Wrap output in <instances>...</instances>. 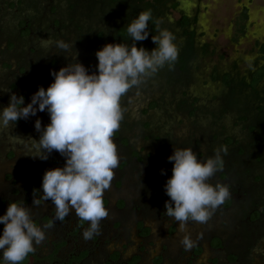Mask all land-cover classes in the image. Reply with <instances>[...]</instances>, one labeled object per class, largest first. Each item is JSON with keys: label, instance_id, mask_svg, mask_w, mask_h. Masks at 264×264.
<instances>
[{"label": "flooded vegetation", "instance_id": "obj_1", "mask_svg": "<svg viewBox=\"0 0 264 264\" xmlns=\"http://www.w3.org/2000/svg\"><path fill=\"white\" fill-rule=\"evenodd\" d=\"M130 1L136 5L137 0H0V106L7 105L9 93L22 95L28 103L38 86L46 88L51 83L50 70L64 66L65 57H74L75 51L76 60L94 72V52L105 43L115 42L120 29L125 32L127 23L136 17L130 8L122 6L117 11L118 5ZM181 1L176 0L175 11L179 12L170 13L169 20L193 18L189 29L194 31L195 40L199 34L197 15L180 8ZM245 29L244 23L238 31L244 33ZM43 39L73 43L74 48L67 52L46 49ZM257 46V56L244 69L235 61L228 67L210 61L203 67L200 64L198 79L192 74L196 79H184L180 86L175 85V91L166 84L155 85L158 80L152 75L121 97L123 119L112 137L119 163L103 194L108 216L100 222L99 235L88 240L81 236L87 223L74 213L59 221L50 201L31 205L32 190H40L43 172L64 164L55 150L46 160L29 156L35 154L29 137L38 139L33 121L39 118L43 127L49 122L47 113L38 111L36 116L0 129V214L9 201L15 200L30 208L37 224H51L45 230L46 239L34 246L22 264H264V189L255 175L246 172L245 165L238 164H251L252 159L233 157L231 151L221 154L222 170L209 182L228 185L231 195L205 224L185 222L184 232L164 213L168 197L162 187L171 175V163L166 158L172 147H191L199 159H204L222 145L216 140L217 130L208 126L202 115L205 106L215 100L214 91L199 92L192 87L220 86L219 79H211L214 67L223 72L235 67L242 75L257 62L251 67L256 71L264 64L260 50L264 44ZM208 47L211 56L212 47ZM141 95L143 106L137 109L138 117L132 118L129 99ZM172 96L185 98L188 108L179 109L178 102L169 101ZM223 123L228 130L239 131L234 124L227 125L226 119ZM182 126L185 134L174 133V127ZM185 234L192 241L188 248L180 243Z\"/></svg>", "mask_w": 264, "mask_h": 264}, {"label": "clouds", "instance_id": "obj_2", "mask_svg": "<svg viewBox=\"0 0 264 264\" xmlns=\"http://www.w3.org/2000/svg\"><path fill=\"white\" fill-rule=\"evenodd\" d=\"M151 19L150 10L138 12L125 27L129 43H105L97 49L94 72L76 60L75 51L74 57H65L64 66L50 70L51 83L46 88L38 86L28 103L22 95L9 93L7 105L0 106V129L36 116L38 111L47 113L49 122L43 127L39 118L33 121L38 139L29 137L35 149L29 156L46 160L55 150L64 164L43 172L40 190H32L31 205L50 201L59 221L74 213L87 223L81 232L84 240L99 235L100 222L108 216L103 194L119 163L112 137L123 119L121 97L165 65L171 68L177 59L175 37L167 28L159 27V20L154 21L156 34L150 36L154 47L136 46V42L149 38ZM41 43L59 52L74 48L73 43L59 40L43 39ZM225 152L223 147L213 149L211 156L199 159L191 147H172L166 158L171 163V175L162 186L168 197L163 207L165 215L178 222L181 232L185 222L205 224L230 197L228 185L209 182L222 170L221 154ZM50 227L48 223L37 224L24 202L9 201L0 214V264H22L34 246L46 239L45 230ZM180 243L188 248L192 241L185 234Z\"/></svg>", "mask_w": 264, "mask_h": 264}, {"label": "trees", "instance_id": "obj_3", "mask_svg": "<svg viewBox=\"0 0 264 264\" xmlns=\"http://www.w3.org/2000/svg\"><path fill=\"white\" fill-rule=\"evenodd\" d=\"M138 1V0H137ZM136 5L124 3L118 5L117 11L123 6L130 8L132 14L150 10L152 19L148 22L149 38L143 41L136 42V46H143L145 49L154 47L150 40L152 34H156V26L154 21L159 20V27L167 28L175 37L174 43L178 49L177 59L169 68L165 65L164 68L158 70L154 76L158 81L155 85L160 86V83L169 86V90L175 91L176 84L181 85L184 79L195 80L198 78L197 72H200V64L210 54L208 44H200L197 39L194 40V31L189 29L191 22L186 16L180 20L171 22L169 14L177 10L176 0H139ZM122 10V9H121ZM134 18V17H133ZM195 18V17H194ZM125 35V36H123ZM129 43V38L123 29H120V37L115 43ZM85 48V47H84ZM264 52V47L260 49ZM244 74H240L236 68L233 71L223 72L221 68L214 67L211 73V79L220 80L221 85L213 90L215 100H211L209 105L205 106L202 114L208 126L213 127L216 131V140L221 147L226 149V152L233 154V157L252 159L251 164H242L246 166V172L250 175H255L260 183V188L264 189V64L260 65L253 72L254 65ZM192 74H195L194 78ZM183 94V93H182ZM171 96V95H170ZM183 97H174L169 99L170 102H178V108L187 109L186 100ZM234 124L238 128V132L231 127L228 130L224 122ZM199 120V119H198ZM201 123V122H200ZM223 123V131H220V125ZM248 128V130H247ZM247 130V131H246ZM251 130V132H249ZM244 143V145H242ZM230 148V150H228ZM230 154V156H231ZM253 158H256L253 160Z\"/></svg>", "mask_w": 264, "mask_h": 264}, {"label": "rangeland", "instance_id": "obj_4", "mask_svg": "<svg viewBox=\"0 0 264 264\" xmlns=\"http://www.w3.org/2000/svg\"><path fill=\"white\" fill-rule=\"evenodd\" d=\"M181 2L180 8L187 13L193 12L197 15L199 33L197 40L212 47L213 54L201 61L202 67L210 61L218 63L220 67H228L235 61L241 69H244L255 59L259 50L257 45L264 44V0H183ZM177 12L179 10L170 13L176 15ZM246 13L245 18L243 14ZM244 23L246 29L244 33H240L239 25ZM197 74L201 76L200 72ZM196 83L201 84L199 81ZM212 87L196 85L192 89L199 92L217 89L215 85ZM149 93L148 91L147 94ZM143 103L142 95L136 100L134 96L129 99L132 118L138 117L137 109L142 107ZM182 127L184 128L174 127V133L185 134V126ZM133 141L137 142L138 139Z\"/></svg>", "mask_w": 264, "mask_h": 264}]
</instances>
